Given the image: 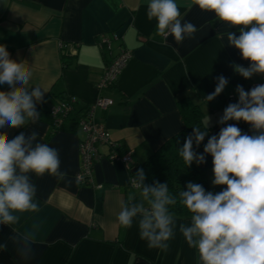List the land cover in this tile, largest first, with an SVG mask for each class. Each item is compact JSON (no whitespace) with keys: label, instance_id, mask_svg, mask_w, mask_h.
<instances>
[{"label":"crops","instance_id":"obj_1","mask_svg":"<svg viewBox=\"0 0 264 264\" xmlns=\"http://www.w3.org/2000/svg\"><path fill=\"white\" fill-rule=\"evenodd\" d=\"M147 4L148 0H0V45L7 47L13 60L27 62L33 74L29 90L34 86L48 90L44 102L36 105L40 113L36 123L21 129L5 127L0 132L10 136L37 132L36 142L58 149L61 171L71 181L47 173L30 174L40 210L20 214L15 227L19 232L39 225L34 255L22 259L9 240L12 229L0 226V244H8L7 250H0V264H198L196 251L178 228L167 251L149 249L140 239L137 223L125 229L117 222V214L121 201H128L130 195L135 197L133 202L141 199L140 189L131 183L136 169L185 129L179 100L189 97L200 105L204 113L201 129L209 124V136L218 135L226 126L218 120L230 96L238 101L235 89L239 84L233 80L232 65L247 67L250 62L229 46L227 33L239 35L238 29L219 21L214 13L195 5L182 7V23L191 22L198 31L193 39L178 44L172 35L158 34L156 20L147 19ZM114 33L120 39L114 41L111 53L100 42ZM62 44L67 46L62 48ZM120 48L130 49L133 56L117 83L100 91L97 84ZM221 75L228 84L218 97L207 101ZM263 78L264 74H255L246 80L250 84ZM0 90L10 89L5 84ZM67 95L78 97L79 111L99 95L113 98L114 105L98 109L96 118L106 124L122 151H132L129 165L100 161L94 170L95 185H81L76 178L81 169L83 130L53 128L50 108ZM228 123L241 129L239 122ZM208 138L195 149L198 153H203ZM100 149L104 154L110 151L107 144ZM201 166L207 170V191H221L225 186L211 183V155ZM190 217L176 216L177 226L190 223Z\"/></svg>","mask_w":264,"mask_h":264},{"label":"clouds","instance_id":"obj_2","mask_svg":"<svg viewBox=\"0 0 264 264\" xmlns=\"http://www.w3.org/2000/svg\"><path fill=\"white\" fill-rule=\"evenodd\" d=\"M194 5L238 29L239 35L227 33L229 46L250 63L247 67L234 63V72L244 79L264 74V0H148L147 19L156 20L159 35H172L180 44L193 39L198 31L193 23L181 20L180 9ZM32 75L27 62L13 60L7 47L0 45V85L10 89L0 90V129H21L40 118L36 105L44 102L48 90L39 86L29 90ZM227 84L224 76L217 77L207 101L218 97ZM235 91L238 101L224 109L218 123L226 126L218 135L209 136V124L203 130L192 127L178 149L187 167L204 164L211 155V183L213 187L225 186L214 193L199 183L187 182L186 190L179 192V203L191 213L190 223L177 226L171 206L178 201L168 183L147 185L144 170L136 171L131 183L141 190V199L133 202L135 197L130 195L128 201H121L117 222L128 229L135 221L140 239L149 249L167 251L178 228L187 245L196 251L198 264H264V84L248 91L237 85ZM229 121L249 124L253 134L243 133ZM37 137L35 131L28 135L20 131L15 136L0 132V226L12 229L9 240L24 260L34 255L32 246L39 227L33 225V230L19 232L15 227L20 214L40 210L30 174L39 177L47 173L58 180L68 177L61 171L58 149L36 142ZM205 137L209 138L203 153H198L195 149ZM7 248V242L0 244V250Z\"/></svg>","mask_w":264,"mask_h":264},{"label":"built area","instance_id":"obj_3","mask_svg":"<svg viewBox=\"0 0 264 264\" xmlns=\"http://www.w3.org/2000/svg\"><path fill=\"white\" fill-rule=\"evenodd\" d=\"M120 39L117 33L105 35L102 37L100 45L114 51V41ZM62 44V48L66 47ZM133 56V52L127 48H120L113 54L111 61L107 64L103 76L97 84L98 90L114 86L119 80L124 68ZM258 84H264V78L250 83L245 91L250 90ZM236 96L231 95L229 103L236 102ZM79 99L73 95L64 96L50 108L54 130L81 128L85 133L84 139L80 141L81 169L76 178L81 185H95L94 170L96 165L103 159H109L112 162H122L129 165L132 162V151H122L119 142L112 140L109 129L106 124L96 118L98 109H108L114 105L115 101L111 97L99 95L91 104H87L79 111L77 105ZM243 133L252 135L251 126L243 121L239 122ZM109 145L110 151L104 154L100 146ZM97 187H102L98 185Z\"/></svg>","mask_w":264,"mask_h":264},{"label":"trees","instance_id":"obj_4","mask_svg":"<svg viewBox=\"0 0 264 264\" xmlns=\"http://www.w3.org/2000/svg\"><path fill=\"white\" fill-rule=\"evenodd\" d=\"M233 80L243 86L244 89L249 85L247 80L241 78L237 73H235ZM179 105L185 119V129L140 164L136 171L141 168L144 170L146 174L144 183L147 185H152L155 181L168 183L169 191L177 197L178 201L175 206H171V211L174 212L175 216L189 217L191 213L179 203V192L186 190V184L189 181L199 183L207 190L209 188L207 170L196 163L187 167L180 157L178 149L182 148L185 137L193 131L192 127L202 125L204 113L200 105L194 103L189 97L180 99Z\"/></svg>","mask_w":264,"mask_h":264},{"label":"rangeland","instance_id":"obj_5","mask_svg":"<svg viewBox=\"0 0 264 264\" xmlns=\"http://www.w3.org/2000/svg\"><path fill=\"white\" fill-rule=\"evenodd\" d=\"M139 192V194H140V190L138 191ZM141 196V195H140Z\"/></svg>","mask_w":264,"mask_h":264}]
</instances>
